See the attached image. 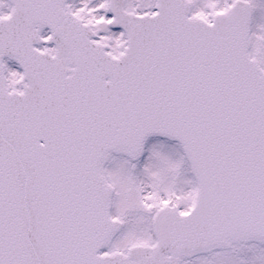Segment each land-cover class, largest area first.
<instances>
[{
    "label": "snow or ice",
    "instance_id": "obj_1",
    "mask_svg": "<svg viewBox=\"0 0 264 264\" xmlns=\"http://www.w3.org/2000/svg\"><path fill=\"white\" fill-rule=\"evenodd\" d=\"M0 264H264V0H0Z\"/></svg>",
    "mask_w": 264,
    "mask_h": 264
}]
</instances>
